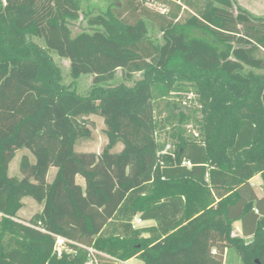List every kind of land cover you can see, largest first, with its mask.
Returning a JSON list of instances; mask_svg holds the SVG:
<instances>
[{
    "label": "trees",
    "instance_id": "16d2710c",
    "mask_svg": "<svg viewBox=\"0 0 264 264\" xmlns=\"http://www.w3.org/2000/svg\"><path fill=\"white\" fill-rule=\"evenodd\" d=\"M146 1L0 0V264H83V246L99 264H223L230 248L264 264V197L249 181L264 180V18L234 0H162L167 12ZM80 18L88 29L73 33ZM53 54L69 61L68 83ZM118 70L141 78L112 84ZM184 86L197 136L170 134L161 153L153 100ZM90 114L104 124L97 153L75 150ZM24 197L45 232L12 222ZM136 215L155 224L132 228ZM237 219L251 240L232 235ZM51 234L71 252L57 257Z\"/></svg>",
    "mask_w": 264,
    "mask_h": 264
},
{
    "label": "rangeland",
    "instance_id": "374dc122",
    "mask_svg": "<svg viewBox=\"0 0 264 264\" xmlns=\"http://www.w3.org/2000/svg\"><path fill=\"white\" fill-rule=\"evenodd\" d=\"M235 3L242 8L250 11L256 16L264 18V0H234ZM94 4L103 6L105 0H91ZM148 7L158 10L160 12H167L169 6L162 0H147L145 3ZM173 6V5H171ZM185 8V7H182ZM73 33H77L81 30L88 29L84 19L80 18L77 21L70 23ZM34 41L41 44V41L33 38ZM53 59L60 66L64 81L68 83L69 77V61L61 59L56 55H52ZM141 74L136 73L132 81H126L123 79L121 70H118L115 79L112 84L125 82L132 84L133 81L140 79ZM91 84V76H81L76 81V87L79 92H86ZM153 108L156 122V138L161 147V153L172 149V139L170 134H177L180 132L184 137H196L197 136V121L200 119L199 107L197 105V95L189 86H184L179 90H171L162 96L156 97L153 100ZM88 121V128L91 132V136L88 139H79L75 144L76 151L85 152H99L106 142L104 134L103 119L96 114H90L86 116ZM121 145H117L116 150H119ZM20 151H17L15 157L9 164L8 174L10 176L18 175L20 172L18 169V162L20 157ZM23 152V151H22ZM56 173V168L52 167L48 173V180L53 179ZM77 182L83 184V179L79 176L76 178ZM41 209V205L33 200L31 197L23 198V207L18 211L17 217L12 219V222L21 232H28L29 228L40 230L38 226H34L29 223L30 217ZM1 216V215H0ZM152 222H143L137 228H144L151 225ZM30 232V231H29ZM144 235L146 233L144 232ZM9 260L18 261L19 263L25 260L21 255L19 256V250L14 249L11 251ZM136 264H143L141 260H137ZM223 264H241L240 259L233 249H228L224 255Z\"/></svg>",
    "mask_w": 264,
    "mask_h": 264
},
{
    "label": "built area",
    "instance_id": "2783aa9c",
    "mask_svg": "<svg viewBox=\"0 0 264 264\" xmlns=\"http://www.w3.org/2000/svg\"><path fill=\"white\" fill-rule=\"evenodd\" d=\"M183 164L190 165L189 161H184ZM144 221L138 216H134L131 225L132 228H137L140 224ZM39 228V227H38ZM41 231L45 232L44 229L39 228ZM54 237L53 243V252L56 254L57 257H61L65 252H71L70 244L75 243L72 240H69L61 235L51 234ZM86 252V259L84 260L83 264H99L98 262V255L101 253L98 252L93 246H83ZM212 252H215V249H212Z\"/></svg>",
    "mask_w": 264,
    "mask_h": 264
},
{
    "label": "crops",
    "instance_id": "0c3cea01",
    "mask_svg": "<svg viewBox=\"0 0 264 264\" xmlns=\"http://www.w3.org/2000/svg\"><path fill=\"white\" fill-rule=\"evenodd\" d=\"M251 186L253 188V191L255 192V195L258 198L264 197V180L261 178L260 174L254 175L250 180ZM152 222L151 225L155 224V221L153 220H148L144 222ZM149 225V226H151ZM147 235V234H146ZM145 235V236H146ZM232 235L241 237L246 241H249L252 239L253 235L249 233H244L243 228H242V221L240 219L234 220L232 222ZM227 252V249L225 250V253ZM137 258H131L127 261L129 264H136L135 262L137 261Z\"/></svg>",
    "mask_w": 264,
    "mask_h": 264
}]
</instances>
